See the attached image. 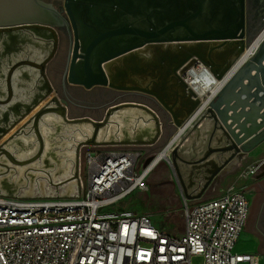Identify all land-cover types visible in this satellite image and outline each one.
<instances>
[{
    "label": "built area",
    "instance_id": "1",
    "mask_svg": "<svg viewBox=\"0 0 264 264\" xmlns=\"http://www.w3.org/2000/svg\"><path fill=\"white\" fill-rule=\"evenodd\" d=\"M263 40L264 30L237 67ZM180 75L200 102L160 153L174 150L173 139L180 132L190 135L226 82L200 60ZM108 147L89 152L84 165L80 156V191L70 197L0 194V264H197L195 258H202L200 264H264V253L235 251L250 216L246 190L235 185L217 188V177L211 188L215 197L194 202L185 196L183 232L166 231L150 215L121 207L135 192L148 188L146 179L158 155L145 165L141 146ZM258 169L251 167L241 176Z\"/></svg>",
    "mask_w": 264,
    "mask_h": 264
},
{
    "label": "water",
    "instance_id": "2",
    "mask_svg": "<svg viewBox=\"0 0 264 264\" xmlns=\"http://www.w3.org/2000/svg\"><path fill=\"white\" fill-rule=\"evenodd\" d=\"M78 1L79 0H66L65 3L67 12L74 24L76 23L74 9L77 6ZM100 8H102L101 3L97 5L96 11L100 10ZM240 10L243 16V0H241ZM92 11L95 10L93 9ZM59 18H64L61 12L54 6L53 3L45 0H0L1 39L8 36L14 38L15 40L24 42L28 35L32 34L31 32L38 33L41 30H47L49 32L48 35L51 36V46L49 51L42 59H40V61H35L25 56L15 60V62L11 64L10 69L6 74V86L8 91L7 99L0 100L1 103L5 104V102H7V100L13 95V87L10 81L11 72L22 67L29 66L39 72L41 81L47 84V93L55 90L54 85L48 77L47 66L56 55L58 49L59 36L57 26L60 22ZM179 23L184 24L192 36L182 37L170 35L174 31L175 26ZM21 34V39H18ZM120 34H127L130 36L138 35L141 39L137 42L129 41L123 44V47L120 45L116 46L115 39H117L116 37ZM168 34L169 36H166ZM257 36L258 35H256V37ZM256 37L250 38L248 36L244 23H241V25L235 29L212 28L203 33H196L193 28L183 21L170 22L162 27H155L153 29L139 27L132 24H128L119 29L115 28L102 31L93 29L92 40H90L89 35L83 36L76 32L74 46L71 45L70 48L69 62L65 77L68 76V81L70 83L83 85L87 89H91L94 86H108L117 90L134 91L150 95L171 114L173 121L177 126L183 124L185 120L192 115L200 102L198 99L192 98L193 93L187 89V85L181 78L178 71L183 72L196 60H200L211 68L218 80L225 79L226 82L218 90L214 99L209 103L205 114L200 119V123L205 124L207 121H211L210 123H212V134L205 154L199 159L190 160L181 155V149L179 146H176L173 150L172 162L182 182L183 190L189 198H195L201 196L209 184L213 182V180H215L218 175L235 159L239 161L242 160L244 155L249 154L264 144V40L261 42L255 54L242 65L237 67L238 60L242 57L246 49L252 44ZM206 43H213L217 46H222L220 51L217 53V57H220V60H224L225 57L229 56L231 57L230 61L228 63L224 61V66L221 68L212 66L210 60L207 58L206 52L204 51L201 53L199 51L200 47ZM230 43L232 45L228 46ZM171 44L179 45L180 51L182 54H185V57L190 54L189 58L187 57L185 62L181 66H178L177 69H175V64L174 66H171L173 68V73L177 76V80L175 79L176 81H174L175 86H180V88L187 94L188 101L186 103L193 106L192 109H188V114L184 118L181 117L177 111H175L173 105L167 102L166 97L159 94L156 89L136 84H122L115 82L111 79L107 71V67L112 65L116 76H120V74H124V70H118V67H116L117 61H122L124 58V66L127 67V55H131L135 51L144 49L147 46H153L156 53L159 54L163 51L162 45ZM14 48L17 50L22 49L19 45ZM102 48L103 50H101ZM165 50L168 51V49ZM100 52L102 56L99 59L94 60L96 54H100ZM169 52H171V50H169ZM174 63H177L176 59L174 60ZM154 66L159 67L162 66V64L160 65L158 62ZM167 73H169V68ZM178 78H180V81ZM60 100L64 104H61ZM123 102L125 101L111 105V107H109L106 111L104 120L100 119L95 121L90 117L72 118L71 121L77 122L82 120L93 125L92 137L85 140L88 144H83V141H81L76 146V162L74 167L77 175L80 172V147L82 148L86 145L96 146L93 145L96 135L106 124V121L112 114L111 112L117 111L121 108V106L142 108L147 111V108L144 106H134L132 103L123 104ZM50 103L55 104L50 106ZM182 106H185L184 102L182 103ZM48 113H60L61 116L65 118V121L68 122L66 117L69 115L66 102L58 95H55L52 96V98L46 102L44 106L38 109V111H36L35 114L19 128L22 129L25 124L27 125L32 123L34 133L39 143L36 155L42 152L44 147V140L40 132V121L42 117ZM157 115L159 114L157 113ZM155 120H157V118ZM156 123L158 127L161 124V133L155 136L151 144L147 145L155 144L163 135V123L161 121L158 122V120ZM200 123L196 125L194 129L199 128ZM214 136H217L221 140L222 145H212ZM214 152H229L230 154L228 156H223L221 162H217L216 159L212 157ZM152 159L153 157H150L146 161L145 165H148ZM179 161L196 167L195 173L192 175L193 179L197 176L204 179L205 183L197 194H189L190 192L188 190V186L184 181L180 168L182 165ZM261 167V172L258 177L264 176V160L262 161ZM44 173L46 176L50 177L49 172L45 171ZM76 186L77 192H79L81 186L80 176L78 177ZM70 196L47 194L44 196L33 195L31 197H21L52 198Z\"/></svg>",
    "mask_w": 264,
    "mask_h": 264
},
{
    "label": "bare ground",
    "instance_id": "3",
    "mask_svg": "<svg viewBox=\"0 0 264 264\" xmlns=\"http://www.w3.org/2000/svg\"><path fill=\"white\" fill-rule=\"evenodd\" d=\"M157 2L158 1H156V3ZM225 7L227 8V6ZM167 16L169 15L167 14ZM232 25L234 24H231V26ZM31 33L32 34L28 35L24 42L15 40L14 38L8 36L3 37L2 39L0 38V58L1 55H8V60L11 61L12 54L21 55L23 52H26V57H29V59L40 61V59H42L49 51V48L51 46V36L48 35L49 32L47 30H41L38 33ZM21 36L22 34L18 39H21ZM36 37H41V39H36ZM18 45L21 46L22 49L17 50L14 48ZM231 45L232 44L230 43L228 46ZM162 46L163 51L159 54L156 53V50L153 46H147L144 49L135 51L131 55H127V67L124 66V58L122 59V61H117L116 67H118V70H124V74H120V76H116L112 65H109L107 67V71L111 79L115 82L122 84H136L139 86L156 89L159 94H161L163 97H166L167 102L173 105L175 111H177L178 114H180V116L184 118L188 114V109H192L193 106H191L189 103H186L188 101L187 94L180 88V86H175L174 81L177 80V76L173 73V68L171 66H174L175 64V69H177L178 66H181L185 62V59L187 57L189 58L190 54L185 57V54L181 53L179 45L171 44ZM255 46L251 48V52L255 49ZM32 47L34 49H32ZM221 47L222 46H217L213 43H206L205 45L200 47L199 51L201 53L204 51L206 52L207 58L208 60H210L212 66L221 68L224 66L225 62L228 63L231 59V57L229 56L225 57L224 60H220V57H217V53L220 51ZM165 49H168V51H166ZM33 50L35 51L33 52ZM169 50H171V52H169ZM37 51L39 52L38 54L36 53ZM175 59L177 63H174ZM9 61L7 62L6 59L3 62L6 66V71L4 80L0 78V84H4L3 89L0 92V100H6L8 95L6 86V74L10 69L11 64L15 62V60L13 62ZM158 62L160 65L162 64V66L155 67L154 65H156ZM22 68H27L34 74L37 72L29 66ZM22 68H18L11 72L10 81L13 87L12 97L8 99L5 104L0 102V194H6L8 196H20L19 193H22V196L24 197H31L35 194L44 196L47 194H51L49 193V190L55 189L60 192L61 187H64L67 193L66 195L70 196L72 195V193L74 194V186L77 184V180L79 177V174L77 175L75 173L74 167L76 162V146L81 141H83V144H88L85 140L89 137H92L93 125L82 120L77 122L71 121L72 118H70L69 116L66 117L68 119V122H66L65 118L62 117L60 113H48L44 115L40 121V132L44 140V147L42 152L36 155L39 143L34 133V127L32 126V123L27 125L25 124L22 129L19 128L20 125L24 124L28 120V118L35 114V112L38 111V109H40L45 102H48L52 98L54 91L50 93L46 92L47 84L41 81L40 74L39 72H37L35 83L29 86L27 94L28 99L34 93L33 97L30 98L28 102H26V100L22 98V100H24L22 104H25V106L19 105L18 98L20 93L17 92L14 87V80L15 76L18 74L17 72L19 70L22 71ZM168 68L169 73H167ZM178 73L180 74V71H178ZM18 77L20 78L21 75H18ZM178 79L180 81V78ZM23 83L24 82L21 81L19 85H23ZM41 83H43L42 86H40ZM213 86L214 85H212V87ZM183 102L185 103V106H182ZM129 103L134 104V106H144L145 108H147V111L143 110L142 108L121 106V108L117 111L111 112L112 114L109 116L106 124L99 130L98 134L96 135V139L93 145H147L151 144L155 136L161 133V124L158 127L156 123L157 120L158 122L161 121L159 118L160 116L157 115V111H155L151 106L141 102H123V104ZM54 104L55 103H50V106H53ZM61 104L64 103L61 102ZM33 107L34 109L31 111ZM123 108L124 110H126V108L128 110L120 112V110H122ZM135 113H140V115H138L136 119H134ZM22 117H25V119L21 122L19 127L17 126V128H15L14 126L18 122V119ZM156 118L157 120H155ZM102 120H104V118ZM210 122L211 121H207L204 126L199 128L197 134L192 136V139L190 138L185 141L186 148L180 150L181 155H184L185 152H190L195 144L201 141L203 142L207 139V133L211 130L212 127V123ZM12 129L14 130L10 132ZM33 135L35 137V140L31 141L30 138H32ZM181 136L182 133L180 132L176 137H174L173 142H177ZM214 138L219 139L217 136ZM201 147L202 146H200V148ZM168 157V152H162L158 155L157 158L154 159L152 165L156 164L157 162L159 163L162 159H168ZM181 168L185 171L189 170L187 172V177L189 180H191L193 173H195L196 167H193L191 165H189V167H186L182 165ZM45 171L49 172L50 177L42 173ZM194 185L195 183H193L191 186L190 184H188V190H191L189 189V186L190 188H192ZM51 186H53V188H51Z\"/></svg>",
    "mask_w": 264,
    "mask_h": 264
},
{
    "label": "flooded vegetation",
    "instance_id": "4",
    "mask_svg": "<svg viewBox=\"0 0 264 264\" xmlns=\"http://www.w3.org/2000/svg\"><path fill=\"white\" fill-rule=\"evenodd\" d=\"M45 1L53 3L54 6L61 12L62 16L64 17V18H59L60 22L57 26L59 45L56 55L54 56L53 59H55V57H57L58 54L60 53L63 54V61L61 68L62 93L60 95L61 97L60 96L59 97L65 100L68 108V115H70L73 109L87 108V107L95 112L105 109V113H106L107 108L109 106L122 101H126V100L128 101V99L132 95L139 97V95L143 94L134 91L117 90L108 86H94L93 88L95 89L92 90L90 95H88V93L83 94L84 92L82 91L91 90L92 88L87 89L83 85L70 83L68 81V76L65 77V74L69 62L70 48L71 45L74 46L75 43L76 32H78L80 35L83 36L89 35L90 40H92L93 29H96L97 31L111 30L115 28L119 29L128 24H132L135 26L139 25V27H145V28L147 27L153 29L155 27L156 28L162 27L163 25L168 24V22H181V21L186 22L191 28H193V30L196 33H203L206 30L212 28L235 29L236 27L240 26L241 23H244L246 32L248 33V36L250 38L256 37V35H259L264 30V0H243L244 1L243 16L240 10L241 0H196V1L195 0L194 1L193 0H160V1L159 0H148V1L147 0H111V1L110 0L109 1L79 0L78 1L79 3L77 2V6L74 9V13L76 17L75 24L72 22L67 12L65 6L66 0H45ZM156 1L158 2L156 3ZM100 3L102 5V8L96 11V7ZM155 6H158L159 8ZM225 6H227V8ZM92 8L95 11H92L93 10ZM141 8L144 13L141 11ZM144 9H148V10H144ZM167 14L169 16H167ZM231 24L234 25L231 26ZM170 35L182 36V37L192 36L188 28L184 24H180V23L175 26L174 31ZM131 36L127 34H120L119 36L116 37L117 39H115L116 40L115 45L116 46L120 45L121 47H123V44L129 41L137 42L141 38L138 35H131ZM166 36H169V34ZM103 48L101 50H103ZM101 56H102L101 52L100 54L97 53L96 56L94 57V60L99 59ZM47 74H48V66H47ZM102 88H108V89L103 90ZM84 95L88 97H85ZM93 99H97L98 102L96 103L92 101ZM137 102H142V101L138 100Z\"/></svg>",
    "mask_w": 264,
    "mask_h": 264
},
{
    "label": "rangeland",
    "instance_id": "5",
    "mask_svg": "<svg viewBox=\"0 0 264 264\" xmlns=\"http://www.w3.org/2000/svg\"><path fill=\"white\" fill-rule=\"evenodd\" d=\"M36 39H41V37H36ZM32 49H34V48L32 47ZM34 51L35 50H33V52ZM36 53L38 54L39 52L37 51ZM23 56H26V52H23L21 55L12 54L11 61H9L8 55L7 56L1 55V58H0V78L2 80H4V75H5V71H6V66L3 62L6 59H7V62L8 61L13 62L14 60L22 58ZM62 61H63V54L60 53L48 65V75H49L50 80L52 81V84L54 85V88H55L52 96H55V95L60 96L62 93V81H61ZM17 73H16L17 75L15 76V80H14V83H15L14 87H15L16 91L20 93L19 98H18L19 99V105L25 106V104H22V102H24V100H26V102H28V100H30V98L33 97L34 93L28 99L27 94H28L29 86H31L35 83V78L37 77L36 76L37 72L34 74V73L30 72V70H28L27 68H22V71L19 70ZM18 75H21V77L19 78ZM21 81L24 82L23 85H19V83ZM3 85L4 84H0V92L3 89ZM42 85H43V83H41L40 86H42ZM98 88H101V87H98ZM38 89H39V87H38ZM94 89L95 88H92L91 90H86V91H82V92H84L83 94L88 93V95H90V93ZM102 89L105 90L108 88H102ZM85 97H88V96H85ZM22 98H24V100H22ZM138 100H142V101H145L146 103H150V104L154 105L155 107L159 106V103L156 101V99L150 95H147V94H145V96L139 95V97L132 95L128 99V102H137ZM44 104H46V102ZM44 104L42 106H44ZM109 107H111V106H109ZM33 109H34V107L31 109V111ZM127 110H128L127 108H126V110H124V108H123L122 110H120V112L127 111ZM105 115H106L105 109L95 112V111H93L87 107V108L73 109L71 111L69 117L70 118H79V117L81 118V117H85V116H88V117L91 116V118H93L95 120H100V119L102 120L105 117ZM138 115H140V113H135L134 119H136L138 117ZM24 119H25V117L19 118L18 119L19 123L17 122L18 124L16 123V125L14 127L15 128H17V126L19 127V125L21 124V122ZM22 125H20V127ZM182 126H183V124H181L180 126L175 125L174 126L175 128L173 130L174 133L176 134L178 129L181 128ZM14 129H12L10 132H12ZM145 137H147V136H145ZM190 138L192 139L191 135H189L188 133L187 134L184 133L180 137V139L177 141V145H175V147L179 146L180 149H185L186 148L185 141H187ZM210 138H211V135L209 134V136L207 137V139L205 141H203V142L201 141V142L195 144L193 146V149L190 152H185L183 156L187 159H190V160L198 159V157L200 155H202L203 153L205 154V152L207 151L208 145L210 142ZM165 139L163 141H160L161 143H159L158 145H155V146L137 145V146H141V148H143L145 151V157H144L145 163L150 157H156L157 155H159V153L163 150V148L166 145ZM30 140L31 141L35 140L34 135L32 136V138H30ZM183 143H185V144H183ZM212 145L213 146H219V145H222V142L221 143H214L212 140ZM102 146H104V147H102ZM108 146H110V148H111V146L121 147V146H124V144L108 145ZM108 146L107 145H96V146L86 145V146H83L81 148V151H80L82 164L84 165V163L86 162V156L88 155L89 152L94 153V152L99 151L102 148H109ZM200 146H202V147L200 148ZM261 146H264V144H262ZM261 146H260V148H261ZM219 153L220 152H214L212 154V157L214 156L215 159L217 158L221 162V160L223 158H222V155ZM172 158H173V151L169 153L168 159L167 158L162 159L154 167V169L149 173V175L147 176V179H146V184H147L148 188L144 191H137L134 195H132L128 199H126L121 204V207L127 208V209L130 208L134 211H137L138 213L150 215L151 218L153 219L154 223L163 230L170 231L173 233H181L184 230L183 206H184V200H185V192H184L182 186L180 184H178V182H177L176 177L178 174H177L176 168L173 165ZM263 160H264V151L259 155V158H257V159H251V160L243 161L241 163L236 164L230 171L222 174V177L220 179V182L217 185V188H227L230 185H235V187L237 189H244L247 191V194L250 198V204H251L249 222H248L247 226L249 227L250 225L253 224L254 221H258L259 226L261 228V235H262L259 237L261 240L264 241V176L258 177V175L261 172V168H262V167H260V164L262 163ZM183 165L186 167H189L190 164L183 163ZM254 166L259 167V169L256 171V173L249 174L246 177L241 176V174L244 171H248L249 168L254 167ZM188 171L189 170L185 171L181 168V172H182L184 177L185 176L187 177ZM42 173H44V172H42ZM194 179L199 180V182L201 180H203L199 176L195 177ZM215 182L216 181L213 180V182H211L209 184V186L206 188V192L211 191L213 183H215ZM51 188H53V186H51ZM200 189H201V187L197 188L195 191L198 192ZM75 192L77 193V186L76 185L74 186V194H75ZM49 193H51L52 195H66L67 194L64 187H61L60 192L55 190V189H52V190H49ZM19 195L22 196V193H19ZM35 195L37 196L39 194H35ZM248 227L242 233L240 240L236 245L235 251L239 252V253H259L261 251L260 250V243L258 240L259 238H257L258 236L254 235V233L251 230H248ZM194 261H195V263L200 264L202 262V258H195Z\"/></svg>",
    "mask_w": 264,
    "mask_h": 264
},
{
    "label": "crops",
    "instance_id": "6",
    "mask_svg": "<svg viewBox=\"0 0 264 264\" xmlns=\"http://www.w3.org/2000/svg\"><path fill=\"white\" fill-rule=\"evenodd\" d=\"M141 95H143V96H145V94H141ZM92 101H94V102H98L97 101V99H93ZM140 101H142V100H140ZM142 103H145V104H147V105H149V106H151L153 109H155V111H157V113L159 114V116H160V119H161V122L163 123V126H164V131H163V135H162V137L160 138V140L159 141H157L155 144H153L152 146H155V145H158L159 143H161L160 141H163L165 138V140H166V144L173 138V136H174V126H175V123H174V121H173V118H172V116H171V114L161 105V104H159V106L158 107H155L154 105H152V104H150V103H146L145 101H142ZM200 127L199 128H201L202 126H204V123H200V125H199ZM199 128H196V129H194L193 131H191V133H190V135L191 136H194V135H196L197 134V131L199 130ZM209 134L211 135L212 134V129L210 130V131H208V133H207V137L209 136ZM168 136V137H167ZM213 141H214V143H220L221 142V140L220 139H216V138H214L213 139ZM149 147V146H148ZM264 151V146H261V148H260V146L257 148V149H255V150H253L252 152H250L249 154H246V155H244V157L242 158V160H237V159H235L231 164H229L228 165V167L224 170V171H222L219 175H218V177L221 179V177H222V174H224V173H226V172H228V171H230L236 164H238V163H241V162H243V161H247V160H251V159H257V158H259V155L262 153ZM219 154H221L222 155V158H223V156H228L230 153L229 152H226V153H223V152H220ZM204 155V153L202 154V155H200L199 157H198V159L199 158H201L202 156ZM183 156V155H182ZM184 157V156H183ZM214 157V156H213ZM215 158V157H214ZM196 160V159H195ZM216 161L217 162H220L217 158H216ZM179 163L181 164V165H183V163L184 162H181V161H179ZM184 177V176H183ZM176 179H177V182H178V184H180L181 186H182V182H181V180H180V178H179V176L177 175V177H176ZM184 181L186 182V184H187V186H188V184H190V186L193 184V183H197L195 186H193L192 188H190V186H189V189H191L189 192V194L190 195H194V194H197V192L195 191L197 188H202V186H203V184L205 183V181H204V179L203 180H201L200 182H199V180H196V181H194L193 180V178L191 179V180H189L188 179V177H184ZM188 181V182H187ZM198 181V182H197ZM183 188V187H182ZM136 193V192H135ZM134 193V194H135ZM133 194V195H134ZM217 195V193H213L212 191H210V192H206V190L204 191V193L201 195V196H199V197H195V198H189V196L187 195V194H185V196L189 199V200H191V201H203V200H206V199H210V198H212V197H215ZM132 196V195H131ZM130 209V208H129ZM137 212V211H136ZM249 222V221H248ZM248 225V224H247ZM248 227V226H247ZM246 227V228H247ZM248 230H251L253 233H254V235H256V236H258L257 238H259L258 240H259V243H260V252H262V253H264V241L263 240H261L260 239V237L259 236H262L261 235V228H260V226H259V222L258 221H254L253 222V224L252 225H250L249 227H248Z\"/></svg>",
    "mask_w": 264,
    "mask_h": 264
}]
</instances>
